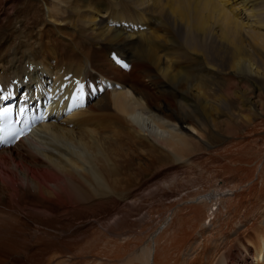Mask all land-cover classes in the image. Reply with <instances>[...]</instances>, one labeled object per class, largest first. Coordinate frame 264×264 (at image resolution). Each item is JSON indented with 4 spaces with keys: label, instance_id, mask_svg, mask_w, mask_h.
Masks as SVG:
<instances>
[{
    "label": "bare ground",
    "instance_id": "bare-ground-1",
    "mask_svg": "<svg viewBox=\"0 0 264 264\" xmlns=\"http://www.w3.org/2000/svg\"><path fill=\"white\" fill-rule=\"evenodd\" d=\"M83 1L96 9L91 11L85 6L75 17L67 0H0V81L6 84L23 78L29 74L27 65L36 67L34 89H50L66 75L91 78L79 97L60 99L52 106L49 117L41 116L40 126L27 139L14 148L0 150V264H264V231L244 224L251 218L234 224L230 232H218L217 228L208 232L239 189L224 188L183 200L181 206L201 209L206 217L202 214L196 227L200 230L187 232L183 244L170 245L171 238H166L173 250L177 247L175 251L168 246L166 251L162 248L175 209L158 232L144 235L146 239L141 237L143 232L123 229L140 211V201L147 196L159 201L164 197L176 201L180 197L163 191L162 186L176 185L178 178L172 173L155 177L150 186L154 189L147 195L140 194V188L131 191V166L137 165L144 172H154L155 167L159 174L164 163L188 164L195 141L204 138L194 124V110L200 112L202 106L215 113L216 118L211 120L215 125L224 122L215 112L223 106L222 100L212 98L207 89L197 85L193 67L190 66L195 72L192 75L187 69L178 71L179 43L162 40L155 32L159 24L167 20L173 23L170 27L175 25V30L186 35V44L200 52L193 59L201 65L202 74L204 71L206 76H218L220 70L210 64L213 59L208 56L214 53L216 58H222L215 62L223 64L222 68L233 76L241 78L247 71V78H263L264 64L259 59L264 58V0H206L204 5L203 0H127V5L139 12L129 18L148 27L138 33H133L129 24L113 20L127 16L114 15L110 8L98 5L105 0H76V5ZM205 10L212 16L202 15ZM79 18L84 19L80 25L76 23ZM248 20L259 24L260 32L251 33L245 28ZM162 29V33L157 32L164 37L167 33ZM207 40L213 41L215 49L201 45H206ZM160 42L166 45L162 50L157 47ZM119 59L146 64L151 71L144 65L141 71L151 78L157 79L160 70H165L166 76H160V89L164 95L180 100V110L170 111L166 103L148 106L140 92L133 94L135 88L126 81L129 75L123 74L126 67L120 65ZM108 81L117 85L112 92L106 89ZM238 108L240 118L235 125L226 127L227 133L233 135L237 125L247 123L248 118L245 115L243 120V109ZM246 109L248 113L264 115V105L255 96L250 97ZM133 149L142 157L133 158ZM258 164L255 174L260 175L264 173V155ZM260 201L262 206L253 208L252 216L264 225V200ZM117 204L126 207L119 209ZM246 207L242 205L238 210L242 212ZM201 217L193 218L197 221Z\"/></svg>",
    "mask_w": 264,
    "mask_h": 264
},
{
    "label": "rangeland",
    "instance_id": "rangeland-1",
    "mask_svg": "<svg viewBox=\"0 0 264 264\" xmlns=\"http://www.w3.org/2000/svg\"><path fill=\"white\" fill-rule=\"evenodd\" d=\"M67 1H69L68 2L69 10L72 11L74 9V11H76V12L72 11L73 14L76 15L75 17H77V11L79 12V10L80 11L84 10L85 6L91 11H94L96 9L95 7H91L89 4H86L84 1L83 3H80V5L79 4L76 5V0H72V2L71 0H67ZM126 1L127 0H105V2H107L108 4L107 8H110L113 5L112 11L114 12V14L128 15L127 18L125 17V19L133 20L135 18H129V17L130 16L135 17L138 11L131 4H130L131 7L130 5H127L129 3H127ZM128 1L133 2V0H128ZM196 2L198 3L199 0H197ZM205 3H206V0H203L202 4L204 5ZM98 5H100L101 7L105 6L104 3L98 4ZM231 7L232 6L228 8H231ZM230 12H232L233 14H237L234 10ZM201 14L204 16H212L209 10L201 11ZM228 16H230V14H228ZM156 18L159 19L158 16ZM80 19L81 18H79V20ZM79 20L77 19L76 23L80 25L82 24L84 19H81V21ZM237 21L238 20H236V22ZM157 23L159 22L157 21ZM170 24H173V23H169L166 20L164 24L161 25L160 23L159 24L160 27L157 28L158 29L157 31H161L160 33H162L163 32L162 30H164L162 28L164 27L165 28L164 34L167 33L166 36L164 35L163 37L162 34H160L159 32L157 31L155 32L161 36L162 40L166 39V41L172 42V39H174L173 42H176V44L179 43L177 45L178 47L176 51L178 55L177 58L181 59V60L179 59L180 62L178 64V71L180 73L181 72L183 73V71H186L183 69H187V71H189L188 75H192V74H195V72L191 71V67H193L196 71L195 75H198L197 80H196L197 85L199 84L200 87L207 89V91L212 96V98L222 100L220 103H223V106L218 107L216 109L217 111H215L219 115L220 121H224V122L227 121L231 124L226 123L227 125H225L224 122H220L222 123V125H215V123L211 121L212 119L216 118L215 113L214 112L212 113L209 109L206 110L202 106L200 107V112H198V110H194L196 111V113H194V117L197 119V122L194 124L196 125V128L199 131H201L202 134H204V138L198 137V140L200 138V142L197 140V138H195V140L197 141H195L196 144H194L195 149H194V154L192 155L193 158L192 160L188 162V164L185 162V164L183 163L181 166V165H175L172 162L170 164L169 162L164 163L165 166L163 164V167L159 168V169H162V172L160 171L161 173L159 172V174H158V171L156 172L155 167L154 168L152 167L153 168L152 170L154 172H144V170H140L139 167L137 168V165L131 166L132 167V169L130 170L131 174H130V177L128 178L130 180L129 188L130 190L132 189L131 191L134 192L136 191V188L137 189L140 188L139 189L140 194L144 193L145 195H147L152 189H154L152 188L153 187L152 181L155 177L156 179L162 178V174H163V177H168V173H172V176L176 175V177L178 178V181H176L175 183L176 185L172 187L162 186L163 191L164 193L175 192L179 194L180 197H178L179 199L176 198V201L173 199H168V198L166 199V197L162 198L161 199L162 201H159V199H155V197L152 198L153 196H147L142 201H140L141 203L140 211L138 213L133 214V217L128 222L127 227L124 226L123 229H125L124 231L126 232H137V233L143 232V236L141 235V237L146 239L148 232H158L159 227L161 226V224H163L162 222L165 220L167 215L171 213L172 210L175 209L177 212L175 211L174 217L170 224L171 226L169 225V227L165 231V232H169L172 237H170L168 233L165 235L164 241H166V238L168 239V241L171 238V240L169 241L170 245L175 242H179L180 244H183L185 242V236L188 235L187 232H189L190 234L191 232H195V231L197 232V230H200V229H196V227L199 226V223L201 222V220L204 217H206L205 213L201 209L195 211L190 207L187 208L188 207L187 205L181 206L183 200H187L189 196H195L197 194L198 195L199 194L203 195V193L204 194L206 193L207 195L213 194L218 191H223V189L226 188L224 190H228V189L230 190L239 189V190L235 191L236 196L230 198L232 199L230 200L231 204L225 205L226 206L224 207L225 209L223 208L224 212H223V209L220 211V214H218L217 216L218 218L216 219V223H215L216 225H214L215 227L210 229L208 232H211V230L215 232L216 228L218 232H223V230L224 232L226 231L230 232L231 227L234 226V224L239 223V221L242 223L241 220H244V218H249V219L251 218L253 220L252 221L251 219L250 220L245 219L244 221V224H247L248 227H250V229L253 227L252 230H256L260 228L259 231H264V225L261 224V220L259 221L255 218L256 216L255 217L252 216L253 210L257 206L258 207L262 206L258 204V203H261L260 200H264V177H263L264 173H259L262 179L260 178V175H257V173L255 174L257 166L259 165L258 163L261 160V156L264 155V115L261 116V115H258L257 113L251 114V113H248V111H245L247 110L246 106L249 103L250 97H254V96L257 97V99L260 100V104L264 105V77L259 78V77L253 76L251 78L250 77L247 78V75L249 74L245 73L247 72L245 71V72H242L243 73L242 77L243 76L246 77L245 80L242 79V77L237 78V76H233L232 72H229L227 68L226 69L222 68L223 64L215 62L222 58L220 59L216 58L215 55H213L214 53H211L210 55H208L211 59H213V61L210 60V64L214 65L221 72L219 71L218 76L217 75L206 76V73L204 71L202 74L201 65L196 59L195 60L193 59V58H197L195 53H200V52L194 46H189L188 44H186V41H187L186 35L183 32H181L179 29L175 30L174 28L175 25H172L173 28L170 27L171 26ZM238 25L240 24L238 23ZM150 27L153 30H156V27L154 25H150ZM153 27H155V29ZM244 27L247 28L251 33L260 32L259 24L255 25V22L253 23L252 21H249V20L246 23V26ZM169 35H170V39H167V36ZM212 43H213L212 40H207L206 45L205 44H201V45L204 47H208L209 49H212V47L213 49H215L214 43L213 44ZM164 45L165 44L163 42H160L157 45V47L160 50H162L164 48ZM242 47L244 48V50L247 49L245 43H243ZM259 61L264 64V58L259 59ZM138 63L139 64L135 62L134 63L135 65H134L132 62L133 64L132 68L134 70L132 69L131 73L127 72L128 71L127 68H126L127 70L126 69L123 70L124 75L126 76L129 75L126 81L129 84H131V86L135 88L136 90V91L133 90V94L136 95V92H140L142 94L143 101L147 102L149 104L148 106L158 107L159 105H162V104L164 105L166 103L167 105H169L170 111L173 109L179 111L180 110V105H179L180 100L177 97L172 96V95H164L165 93H162V89H160L161 84L163 82L160 76L161 75L166 76V71L160 70L161 72V74L159 75L160 79L159 77L157 79L151 78L150 75L146 74L147 72L144 73L141 71V69L144 66H146V64H142V62L141 64L140 62ZM146 69L148 70V72L151 71L150 68H148L147 66H146ZM141 73H143L144 75ZM145 74L147 75V77ZM241 103L243 106L241 105ZM238 107H242L243 109V112L241 114L243 120L246 119L245 115H248V118L245 120L247 123H244L243 125L241 124L237 125V127L233 131L234 133L233 135V134L227 133L226 127L235 125L234 123L238 121V119L240 118V112H239ZM207 111H209V113L211 112L210 114L212 115H209ZM167 115L171 118L173 122H175L174 117H172L170 114H167ZM197 142L199 143V145ZM134 148L137 149L136 147ZM137 151L139 152L138 149ZM137 151L133 149V158L142 157ZM240 160H241V163L239 162ZM135 162H138V161L135 160ZM131 180L133 181L134 184L132 183ZM246 181H250L251 183L250 182L248 183ZM130 183H132V186H130L131 185ZM242 186H245V187L240 190V187ZM256 197H260V199L257 200ZM165 199L166 201L164 202ZM254 203H256V205ZM117 205L116 207H118L119 209H121L122 207H126L125 206L126 204H117ZM236 205H238V209L242 205L247 206V207L243 208L242 212L237 209V211L241 213V214H237V211L235 210L236 209L235 207H237ZM232 207H234L233 210L231 209ZM118 208H116V211L119 210ZM258 211L259 209H257L256 214ZM195 212L197 213V215L195 214ZM225 213H227V215ZM232 213L233 214L236 213V214L233 215ZM229 215L231 216L229 217L231 218V220H226V219H229L228 218ZM237 215L238 216L240 215V216L238 217ZM194 216H200V217L202 216L203 218L201 217V219L200 218L198 219L199 221L198 220L196 221L195 218H193ZM254 222L256 224L252 225L254 224ZM260 224L263 226H261ZM137 233H136V236L138 237L139 234ZM164 241H163L164 244L162 248L165 251H166L167 246L170 247L172 251H175V249L177 248V247H174V250H173V246H176L175 244H173V246H170L169 243H167L168 241L166 242ZM180 247L182 248L183 245ZM174 255L177 257L176 254ZM175 256H173L174 257L173 259H176Z\"/></svg>",
    "mask_w": 264,
    "mask_h": 264
},
{
    "label": "snow or ice",
    "instance_id": "snow-or-ice-1",
    "mask_svg": "<svg viewBox=\"0 0 264 264\" xmlns=\"http://www.w3.org/2000/svg\"><path fill=\"white\" fill-rule=\"evenodd\" d=\"M4 112H7L8 110L7 109H5V110H3Z\"/></svg>",
    "mask_w": 264,
    "mask_h": 264
}]
</instances>
